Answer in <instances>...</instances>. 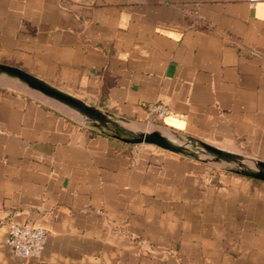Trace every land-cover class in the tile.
<instances>
[{"label": "crops", "instance_id": "crops-1", "mask_svg": "<svg viewBox=\"0 0 264 264\" xmlns=\"http://www.w3.org/2000/svg\"><path fill=\"white\" fill-rule=\"evenodd\" d=\"M0 63L264 160V0H0ZM10 222L45 227L39 257L11 253ZM0 264H264V181L0 84Z\"/></svg>", "mask_w": 264, "mask_h": 264}, {"label": "water", "instance_id": "water-1", "mask_svg": "<svg viewBox=\"0 0 264 264\" xmlns=\"http://www.w3.org/2000/svg\"><path fill=\"white\" fill-rule=\"evenodd\" d=\"M0 80L25 87L75 115L85 125L129 144H146L202 162L213 163L245 177L264 181V160L248 157L193 137L145 129L132 121L87 104L24 69L0 63Z\"/></svg>", "mask_w": 264, "mask_h": 264}, {"label": "built area", "instance_id": "built-area-1", "mask_svg": "<svg viewBox=\"0 0 264 264\" xmlns=\"http://www.w3.org/2000/svg\"><path fill=\"white\" fill-rule=\"evenodd\" d=\"M255 1L257 0H249L251 4ZM146 111L154 118H162L170 113L168 106L158 102L147 104ZM7 229L5 243L15 257L27 260L40 256L47 239L44 226L35 223L10 222Z\"/></svg>", "mask_w": 264, "mask_h": 264}, {"label": "rangeland", "instance_id": "rangeland-1", "mask_svg": "<svg viewBox=\"0 0 264 264\" xmlns=\"http://www.w3.org/2000/svg\"><path fill=\"white\" fill-rule=\"evenodd\" d=\"M0 84L7 86V87H13V88H16L18 90L29 91L25 87L17 86L14 83H10V82L4 81V80H0ZM138 125H139V127L145 128V129H155L156 128V126L153 125L152 123H138Z\"/></svg>", "mask_w": 264, "mask_h": 264}]
</instances>
